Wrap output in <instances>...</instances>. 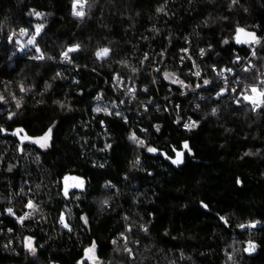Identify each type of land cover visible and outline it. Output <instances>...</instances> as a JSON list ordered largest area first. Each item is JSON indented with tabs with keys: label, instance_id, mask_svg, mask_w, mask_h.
I'll return each instance as SVG.
<instances>
[{
	"label": "trees",
	"instance_id": "1",
	"mask_svg": "<svg viewBox=\"0 0 264 264\" xmlns=\"http://www.w3.org/2000/svg\"><path fill=\"white\" fill-rule=\"evenodd\" d=\"M72 5L0 0V264H90L93 243L99 264H264V105L240 98L264 82V0Z\"/></svg>",
	"mask_w": 264,
	"mask_h": 264
},
{
	"label": "snow or ice",
	"instance_id": "2",
	"mask_svg": "<svg viewBox=\"0 0 264 264\" xmlns=\"http://www.w3.org/2000/svg\"><path fill=\"white\" fill-rule=\"evenodd\" d=\"M86 2H87V0H73V5H72V7H73V13H72L73 16H75V17H77V18H79V19H83L84 15H85V12H84L83 9H84V4H85ZM232 2H233V4H235V3L237 2V0H232ZM78 4H79V6H80V10H79V11L77 10V5H78ZM158 11H163V9H158ZM34 14H35L36 16H38V17L42 15L41 13H38V12H36V13H34ZM42 28H43V25H39V26H37V29H36V35H39V32L41 31ZM23 32H24V30H22V34H23ZM241 33H244L246 36L251 37V41H252V42H256V43L259 42V41L256 39L254 33H246L244 29H242V28H238V29H237V38H236V42H237V43H241V42L248 43V42H250V41H248V40L241 41L240 38H239V36H240ZM36 35H33L32 39L29 40V43H30V44H34V43H35ZM224 43H228V41H224ZM36 50H37L38 52L40 51L39 48H37ZM77 50H79V45H75V46L69 47V48L67 49V51H65V52L62 54V55H63V58H64L65 60H68V59H69V53H71V52H75V51H77ZM109 51H110V50H109L108 48H101V49H99V50L95 53V55H96V57H97L98 59H100V58H104V57H106V56L109 54ZM203 52H204V50L201 49V54H203ZM253 55H255V53H253ZM36 58H37V59H43V56L41 55V56L36 57ZM246 70H247V69H246ZM228 71H231V70L229 69ZM196 75H199V72H197ZM165 78H169V74L165 73ZM172 82H173V83H177V82H179V83H183L182 81H178V80H175V79H174ZM204 83H205V84H208L209 82H208V81H205ZM22 90H23V89H22ZM131 91H134V89L131 90ZM222 91H223V90H222ZM250 91H251L252 93H256V97L261 98V99H258V98H255V97H251V96H248V95H244V99L247 100V101H249L250 103H252V105H253V111H255V110H256L257 108H259L261 105H264V82H261V86H260V88H257L256 86H253V87H251ZM220 94H222V93H218L217 95H220ZM17 106H19V104H18ZM101 110H102V109H100V108H96V109H95V111H97V112H99V111H101ZM105 111H106V110H105ZM215 112H216V109H213V114H215ZM195 126H196V125H195L194 122H193L192 124H186V125H185L186 128H191V127H195ZM157 130H158V129H157ZM21 131H22V129H18L17 132H16V133H13V134H14V135H15V134H18V133L21 132ZM51 131H52V129L50 128V129L48 130V132L45 133V135H44L43 137H41L39 140H37V141H35V142L40 143L41 141H43V143H41V147H46V146H47V141L51 138ZM25 138H27V137H25ZM129 139H131L133 142H135V143H137V144H139V145H141V146H143V144H144V141H142V140H138L137 137L135 136V134H133L132 136H130ZM108 147H110V145H109ZM184 148H185V149L188 148L187 143L184 144ZM148 151H149V152H155L156 149H154V148H148ZM189 151H190V149H189ZM182 155H183L182 153H177V159L173 160L172 162H173L174 164L182 163V159H181ZM136 163L139 164V160H137ZM68 179H69V177H65V181H67ZM71 179H73V180H78V183H76L75 185H72V186H74V187H81V188L83 187V183H84L83 180H79L78 178H75V177H73V178H71ZM68 188H69V186L66 184V186H65V191H64V195H65V196L68 195ZM28 207H30V208H31V207H34V205L31 203V201L29 202ZM8 211H9V213L12 212L11 209H9ZM25 218H26V217H21V218H19V220L22 222L23 219H25ZM83 219L85 220V223H87V219H86V218H83ZM222 219H223V218H222ZM61 223H64V218H63V216L61 217ZM64 226H65V227H68L67 224H64ZM241 227H246V226H245V225H241ZM247 227H255V224H254V223H253V224H249V225H247ZM145 231H146V229H145ZM113 243H115V241H113ZM27 247L29 248L30 251L35 252V249L32 248V246H31V240L28 241ZM94 249H95V243H93L92 248L89 249L88 251H89V252H94ZM254 249H255V245L250 243V245H249V249H247V250L252 251V250H254ZM130 251H131V250L129 249V252H130Z\"/></svg>",
	"mask_w": 264,
	"mask_h": 264
},
{
	"label": "rangeland",
	"instance_id": "3",
	"mask_svg": "<svg viewBox=\"0 0 264 264\" xmlns=\"http://www.w3.org/2000/svg\"><path fill=\"white\" fill-rule=\"evenodd\" d=\"M86 4H87V2L84 4V7L86 6ZM77 10H78V11L80 10V6H79V4L77 5ZM36 29H37V27H36ZM34 35H36V32H35ZM32 37H33V36H25L24 34H22V31H18V32L15 34V42H16V44H17V47H16V48H17V49H16V53L20 54V53H22L23 49H28V48H30L32 44L29 43V40H31ZM247 39H248V40H251V37H247ZM35 42H37V35H36V38H35ZM259 44H260V41H259L258 43L255 44L256 47H257ZM253 52H255V51L253 50ZM252 56H253V58H255V55H252ZM253 58H252V59H253ZM246 68H247V70H248L249 68H253V64L251 63V65L247 66ZM223 77H225V76H223ZM174 79L180 81L177 77H175L174 75H171V74H169V78H166V80H167L169 83L174 84V85H176V86H179L182 90H186L187 87H186L183 83H179V82H177V83H173L172 81H173ZM118 80H119V79H116L115 83H117ZM119 83H120V85L117 84L118 87H119V88H122L123 86L121 85V83H122L121 80H119ZM128 93H130V92H128ZM244 95H248V96H251V97L258 98V97H256V93H252V92H248V93H247V92H246V94H242V95H240V98H241L245 103H248V104L251 106V110L253 111L252 103H250L249 101L245 100V99H244ZM258 99H260V98H258ZM257 109H258V108H257ZM257 109H256V110H257ZM256 110H255V111H256ZM28 204H29V203H28ZM28 204L26 205V209H27V210L30 209V207H28ZM29 240H31V239H28V238L24 239V246H25V249H26L28 252L33 253V252L30 251L29 248L27 247V244H28V241H29ZM32 244H33V241L31 240V246H32ZM32 248H33V246H32ZM158 258H159V259H158V263H159V264H168L167 261L165 260L164 256L161 255V256L158 257ZM86 259H87V261H88L90 264H99V261L96 260V258H95V256H94V252H89V251H87Z\"/></svg>",
	"mask_w": 264,
	"mask_h": 264
},
{
	"label": "built area",
	"instance_id": "4",
	"mask_svg": "<svg viewBox=\"0 0 264 264\" xmlns=\"http://www.w3.org/2000/svg\"><path fill=\"white\" fill-rule=\"evenodd\" d=\"M249 47V49H250V55H249V57H248V59H247V64L249 63V65H251V63H250V60L253 58V50H255V48H256V45H253L252 47H250V46H248ZM248 65V66H249ZM247 68H245V70H246ZM195 70V75H196V69H194ZM197 76V75H196ZM226 81H227V79H226V77H223V80H222V83L225 85L226 84ZM126 97L127 98H129V99H132L133 98V94L130 92V93H127L126 94ZM252 107H253V105H252ZM193 122H192V120H190V119H187L185 122H184V124H183V130H185V131H189V130H191L192 129V127L191 128H186L185 127V125L186 124H192ZM9 210V209H8ZM8 210H6V215L7 216H10V217H13V214H12V212L11 213H9V211ZM51 264H55V263H51Z\"/></svg>",
	"mask_w": 264,
	"mask_h": 264
},
{
	"label": "water",
	"instance_id": "5",
	"mask_svg": "<svg viewBox=\"0 0 264 264\" xmlns=\"http://www.w3.org/2000/svg\"><path fill=\"white\" fill-rule=\"evenodd\" d=\"M222 223H224V222L222 221Z\"/></svg>",
	"mask_w": 264,
	"mask_h": 264
}]
</instances>
